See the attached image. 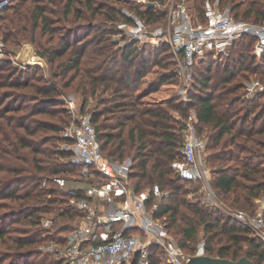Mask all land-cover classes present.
<instances>
[{
  "label": "trees",
  "instance_id": "1",
  "mask_svg": "<svg viewBox=\"0 0 264 264\" xmlns=\"http://www.w3.org/2000/svg\"><path fill=\"white\" fill-rule=\"evenodd\" d=\"M218 2L235 18L264 24V0ZM188 8L204 22V0H191ZM86 13L92 23H75ZM134 13L146 24L160 16L149 5ZM119 21L132 24L133 17L94 0H8L0 11L1 40L13 45L28 40L49 65L44 78L36 66L20 68L0 58V264H66L41 253L37 244L45 236L61 239L80 214L64 192L41 186L53 176L76 186L72 151L61 146V131L71 114L60 96L69 89L80 95L79 113L90 116L105 157L130 158L134 189L158 184L168 192L155 216L170 235L182 233L178 245L184 252L195 250L188 243L194 227L180 225L188 211L191 222L200 225L206 255L246 256L264 264V244L223 211L188 201L186 186L195 183L181 180L171 167L181 159L183 120L193 111L197 132L206 139L216 196L231 209L253 212L254 199L264 197V94L247 101L238 92L251 76L264 83V52L257 59L252 54L255 38L246 35L227 56L206 54L193 66L187 100H182L169 44L132 39L113 49L117 43L110 38L119 33ZM154 68L161 73L139 91ZM89 99L95 100L93 106ZM44 213L60 222L52 232L40 225ZM148 264H161L156 246L150 248Z\"/></svg>",
  "mask_w": 264,
  "mask_h": 264
},
{
  "label": "built area",
  "instance_id": "2",
  "mask_svg": "<svg viewBox=\"0 0 264 264\" xmlns=\"http://www.w3.org/2000/svg\"><path fill=\"white\" fill-rule=\"evenodd\" d=\"M7 3L8 0H0V11ZM204 18V22L197 20L189 11L187 1L177 0L168 10V34L160 29L149 31L148 25L137 17L132 24L120 25L135 40L152 45L166 42L172 47L182 100H187L193 66L206 54L227 56L233 43L246 35L255 38L252 54L256 58L264 52V24L235 18L229 7H221L218 0H204ZM8 54L0 38V58ZM16 59L11 58L15 65L26 66ZM243 88L247 97L264 94V83L254 76L243 81ZM65 102L71 119L61 131L65 140L61 146L72 151L76 174L71 178L87 185L68 186L67 179L61 176L41 181L44 188L64 192L68 204L80 212L71 222L72 228L47 249L58 254L66 264H131L134 260L135 264H148L150 248L156 246L163 263L185 264L188 254L171 237L165 223L155 216L159 201L168 192L158 184L136 191L129 180L130 158L107 159L90 116L79 113L76 101ZM196 123V115L191 111L181 129V159L175 160L171 167L181 180L201 183L203 204L223 211L264 243V197L255 198L254 210L248 213L227 207L216 196L206 163V139L198 134ZM52 221L46 214L41 218L46 228ZM193 254H205L203 241Z\"/></svg>",
  "mask_w": 264,
  "mask_h": 264
},
{
  "label": "rangeland",
  "instance_id": "3",
  "mask_svg": "<svg viewBox=\"0 0 264 264\" xmlns=\"http://www.w3.org/2000/svg\"><path fill=\"white\" fill-rule=\"evenodd\" d=\"M97 4H105L107 6H112L115 7L117 9H119L122 13L132 16L137 17L135 15V9H140V10H144L146 8L147 5H149V3H151V6L154 7V9L156 10V12L160 15L158 17V19L156 21H149L148 22V30L149 31H153L155 29H160L163 33H169L170 32V28L167 22V16H168V10L169 7L171 5V3H174V1L177 0H94ZM187 3H191V0H186ZM82 8V7H81ZM192 11V10H191ZM162 14V15H161ZM138 18V17H137ZM98 19V18H97ZM85 22H89L92 23L93 21H91V19L88 18V15L86 13V17H84L83 19L77 20L75 23H85ZM99 22V20H95L94 19V24H97ZM122 24V22H117V29L119 31V33H116L114 35L111 36V41L117 43L113 49H115L116 47L121 46L122 44H124L126 41L132 40L133 37L130 36L124 29H122L120 27V25ZM82 30L79 31V35H82ZM92 34V33H91ZM90 34V35H91ZM90 36H87V38ZM77 38V37H74ZM139 44L142 43H147V45L151 44L150 42H141L139 40H137ZM160 41H164V40H160ZM161 43V42H160ZM166 43V42H165ZM5 44V43H4ZM170 46V45H169ZM5 49L8 50L10 52V55H5L1 58H8L11 60L12 57H14V59H16L15 57H17V61L21 62V63H26V65H31V66H36L40 69V72H42L44 78L49 76V65L48 63L45 61V59H43L42 56H40L39 54H37L36 52V48L34 47V45L32 43H30L28 40H22L19 42L18 45H13V44H5ZM170 49L173 53V49L170 46ZM173 56L175 58V55L173 53ZM258 59V58H257ZM160 69L158 68H154L151 72L147 73V75L144 77L143 79V83L139 89V91H142V89L146 88L148 83H150L151 81H153L155 78H157L160 74ZM245 81V80H243ZM238 94L240 95V97H242L245 100H251L253 99V97H247L245 95V91L244 88L240 89V91L238 92ZM62 99H64V103L65 106L67 107L68 105L66 104V100H74L76 101V104L79 106L80 103V95L76 92H74L73 90H62V94L60 96ZM89 105L93 106L95 103L94 99H89ZM68 109V107H67ZM87 112H84L82 114H86ZM87 184L84 183H80L79 186H84ZM187 196L186 199L190 202H199L201 197H202V185L201 183H195L192 185H187ZM202 205L203 204L201 201L199 202ZM1 211V210H0ZM187 212V215H183L181 217L180 220V225L182 227H189L192 226L195 229V233L193 234L192 238L190 239V241L188 242L189 245L192 247L196 248L198 247V243L202 241V230L200 228V225L195 223V222H191L190 219H192V216ZM50 217H53L52 213L48 214V213H44ZM44 214L41 216V218L44 216ZM58 223H60L59 221H57L56 223L52 221V224L50 225V227H44L42 225L41 219H40V225L42 228L44 229H51L50 232H52V230H55L56 226ZM53 225H54V229H53ZM58 226V225H57ZM252 235V234H251ZM253 236V235H252ZM171 237L175 240V242L178 244V242L181 240L182 238V233H178V234H174L173 236L171 235ZM56 238H48V237H44L43 240H41L38 244H37V249L44 254H48L49 256L56 258V259H61L59 258V255L48 250L47 247L48 245H50V243H52L53 241H55ZM260 240V239H259ZM261 241V240H260ZM262 242V241H261ZM264 244V243H263ZM194 250V252H195ZM41 257V256H40ZM36 258H26L25 262H30V261H35ZM161 260V259H160ZM7 260H4V262L2 264H6ZM21 264V263H20ZM161 264H165L163 263V261L161 260Z\"/></svg>",
  "mask_w": 264,
  "mask_h": 264
},
{
  "label": "water",
  "instance_id": "4",
  "mask_svg": "<svg viewBox=\"0 0 264 264\" xmlns=\"http://www.w3.org/2000/svg\"><path fill=\"white\" fill-rule=\"evenodd\" d=\"M151 6V3H149ZM185 264H255L246 256H242L237 260L228 258L212 257L206 254H188L185 259Z\"/></svg>",
  "mask_w": 264,
  "mask_h": 264
},
{
  "label": "crops",
  "instance_id": "5",
  "mask_svg": "<svg viewBox=\"0 0 264 264\" xmlns=\"http://www.w3.org/2000/svg\"><path fill=\"white\" fill-rule=\"evenodd\" d=\"M80 183L79 182H75V185L77 186V185H79Z\"/></svg>",
  "mask_w": 264,
  "mask_h": 264
}]
</instances>
